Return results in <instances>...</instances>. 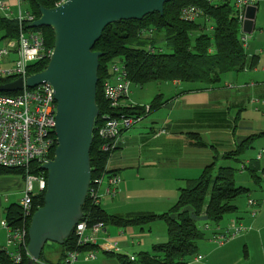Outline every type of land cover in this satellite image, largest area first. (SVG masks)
Here are the masks:
<instances>
[{
  "label": "crops",
  "instance_id": "0c3cea01",
  "mask_svg": "<svg viewBox=\"0 0 264 264\" xmlns=\"http://www.w3.org/2000/svg\"><path fill=\"white\" fill-rule=\"evenodd\" d=\"M8 1L13 16L17 17L23 3ZM257 27L256 15L254 33L244 45L247 64L242 70L225 74L221 83L210 87L204 83L169 82L171 86L167 84L165 91L159 89L153 97L162 95V105L149 111L137 126L124 130L109 158V170L119 174L122 181L114 194L106 193L105 188L102 194L100 189L101 206L109 214L122 217L143 212L160 215L174 206L180 189L188 181L199 178L206 166L215 160L226 162L222 155L236 151L245 139H252L245 142L247 147L238 160H232L240 162L242 167H235L248 176L247 182L237 186L249 189L248 202L253 199L256 204L249 203L251 209L246 218L231 216L219 224L202 222L200 227L206 236L186 264H264V155L259 157L260 153L264 154V24ZM157 86L162 88L163 83ZM145 99L147 96L142 103L153 100ZM126 101L133 102L130 97ZM198 140L206 145H197ZM256 142L260 144L256 158L243 159L241 156L247 149L255 148ZM254 175L263 176L260 186ZM24 187L22 175L0 173V246L8 234L2 225L6 209L21 204ZM253 189L262 196L252 197ZM233 221L243 230L223 243L215 241V229L231 231ZM160 222L163 221L155 220L143 226L106 225L98 232L95 245L84 250L77 264L80 260L82 264H121L116 254L136 260L141 252L166 242L167 227ZM91 250L96 256L89 259L86 254ZM52 252L55 256L49 258L59 260L60 254Z\"/></svg>",
  "mask_w": 264,
  "mask_h": 264
},
{
  "label": "trees",
  "instance_id": "16d2710c",
  "mask_svg": "<svg viewBox=\"0 0 264 264\" xmlns=\"http://www.w3.org/2000/svg\"><path fill=\"white\" fill-rule=\"evenodd\" d=\"M28 10L38 19L40 7L53 8L61 0H21ZM194 5L201 9L202 15L186 21L181 17L182 8ZM208 23L211 27L208 28ZM28 22L20 23L12 16L0 15V40L18 38L21 29H32ZM46 37V45L54 46V32L50 27H40ZM153 30L152 33L150 31ZM241 25L237 10L231 2H207L205 0H171L164 6L163 14L154 12L141 20L130 19L108 25L96 42L94 50L103 53L100 57L99 82L97 88V104L99 116L95 123L94 139L91 146L92 179L113 173L108 167L110 153L102 149L103 139L97 133L98 127L104 123L103 116L145 115L162 105V95H157L150 102L147 111L145 105L122 107L118 112L110 110L104 97L103 82L110 77V66L121 61L126 68L128 79L132 83L144 85L151 82L180 81L186 84L204 83L207 87L221 83L225 74L240 71L247 64V54L241 41ZM49 60L32 64L30 73H37L46 68ZM0 94H14L0 92ZM236 151L222 155L225 159L238 160L247 147V140ZM252 140V139H251ZM197 145L206 143L198 140ZM53 154L54 156V149ZM218 156L215 155V158ZM40 166L31 165L30 172L38 173ZM237 168L233 165H219L213 161L205 167L199 178L188 181L186 187L180 189L177 202L163 214L143 212L122 217L109 214L101 204H95L88 195L83 206L85 220L88 225L102 222L104 225L143 226L155 220H162L167 227L166 242L153 246L151 251H143L136 260L127 255L116 254L121 264H186L196 253L198 243L206 236L200 227L202 222L219 224L230 212L238 209L236 200L249 193V189L237 186L234 178ZM2 174H19L24 176V168H5L0 166ZM263 178V176H262ZM262 178L253 176L260 186ZM45 191L36 196L33 213L44 204ZM5 220L13 228L29 230L31 216H24L21 204H12L6 209ZM28 245V243H27ZM93 245H78L75 232L65 240L58 251L59 260L53 261L47 252H43L37 264H62L67 253L74 249L87 250ZM22 260L17 262L9 251L0 246V264H28L30 256L26 248L19 250ZM51 252V251H50ZM54 253V252H52ZM51 253V254H52ZM114 255V254H112Z\"/></svg>",
  "mask_w": 264,
  "mask_h": 264
},
{
  "label": "water",
  "instance_id": "95a60500",
  "mask_svg": "<svg viewBox=\"0 0 264 264\" xmlns=\"http://www.w3.org/2000/svg\"><path fill=\"white\" fill-rule=\"evenodd\" d=\"M171 0H65L53 8L41 6L31 28L50 27L53 52L45 69L26 79L28 87L50 83L57 101L53 159L47 171L44 204L31 217L28 230V264H37L42 253L58 251L84 216L83 206L91 181V146L100 110L97 104L100 57L94 50L104 29L122 20H141L158 12ZM257 6L246 9L243 31L252 33ZM18 78L0 83V92L23 88Z\"/></svg>",
  "mask_w": 264,
  "mask_h": 264
},
{
  "label": "built area",
  "instance_id": "2783aa9c",
  "mask_svg": "<svg viewBox=\"0 0 264 264\" xmlns=\"http://www.w3.org/2000/svg\"><path fill=\"white\" fill-rule=\"evenodd\" d=\"M61 0L57 5L63 3ZM207 2H231L234 4L241 31V41L245 45L248 41V33L243 31V23L246 19L245 13L249 6H257L261 0H205ZM22 1L19 0V5ZM0 10L4 16L12 17V10L8 0H0ZM202 15L200 8L189 5L182 8L181 17L186 21H193ZM20 23H32L37 18L31 11L24 12L19 7L16 17ZM153 30L150 31L152 33ZM53 48L46 45V37L43 31L38 28L21 29L18 38L9 39L0 45V83H7L22 78L23 88L14 91V94H0V166L5 168H24L26 174L24 193L21 205L24 216L33 215V203L39 194L46 191L47 171L43 168L38 173L30 172L31 165L42 167L43 164L53 159V148L57 146L55 132L57 101L55 90L50 83H42L35 87H28L26 79L32 75L29 68L32 64L49 60ZM111 75L103 82V93L109 103L110 110L118 112L122 107L139 106L132 102L127 103L131 81L128 79L126 68L121 61L114 62L110 66ZM126 101V102H125ZM149 109V105H145ZM104 123L98 127V135L103 139L102 149L110 154L119 145L124 130L131 128L135 123L142 120V117L132 116H103ZM56 148V147H55ZM55 151V149H54ZM264 154L260 153L261 158ZM107 169H109L107 167ZM122 181L119 174L109 173L102 177L92 179L88 195L95 204H101L100 189L105 185V192L114 194ZM37 187V190L35 189ZM250 205H255L253 199L249 200ZM232 222L231 231L219 232L215 229L213 238L219 243L226 241L230 235L243 230V227ZM2 225L8 230V245L4 246L15 261L22 260L21 248L27 249L28 231L25 228H11L7 221ZM207 227L209 225H206ZM105 228L104 223L99 222L88 225L85 220H80L74 232L78 245H95L98 232ZM84 252L81 249H74L67 253L62 264H77L79 257ZM29 254V253H28ZM93 250L86 254L87 258H95ZM201 256H198L200 259ZM132 260L135 257H131Z\"/></svg>",
  "mask_w": 264,
  "mask_h": 264
},
{
  "label": "rangeland",
  "instance_id": "374dc122",
  "mask_svg": "<svg viewBox=\"0 0 264 264\" xmlns=\"http://www.w3.org/2000/svg\"><path fill=\"white\" fill-rule=\"evenodd\" d=\"M262 1L263 2L260 3L259 11H258V14H257V25L259 27H260L261 23L264 24V0H262ZM22 7H23V10H25V11L28 8L27 5L24 4V3H23ZM3 14L4 13L0 10V15H3ZM210 27H211V24L208 23V28H210ZM259 27H257V28H259ZM258 30L259 29H257L256 32ZM253 33H249L248 34V38L252 37ZM248 41H250V40H248ZM2 44H4V40H0V45H2ZM161 83H163L162 88L157 86V84H161ZM161 83H159V82H151V83H147V84H144V85L131 83L129 97L133 101L132 103L137 104V105H146V104L149 105L150 103H142L143 99L146 96H147V99L150 101V100L153 99V97L156 95V93L159 92V89L165 91V88L167 87L166 86L167 84L171 86V83H169V82H161ZM147 99H145V100H147ZM153 114H155V113H153ZM141 122H142V120L137 122V123H135L133 126H137ZM259 147H260V144L258 142H256L255 143V148L247 149L246 152L241 157L243 159L256 158V155H257V153H258V151L260 149ZM219 164L220 165L221 164L233 165V166L239 167V169L242 167V164L240 162H236V161H234L232 159H227L226 162L225 161H219ZM241 172L242 171H239V170L235 171L234 178L236 180V185H241V184H244L243 182H247V181H245V180L248 179L247 174H244V173H241ZM248 184L250 185L251 183L248 182ZM104 188H105V185H103L101 187V193L102 194H104V192H103ZM35 189L37 190V187H35ZM257 189H260V188L257 187ZM251 196L254 197V198H260L262 196V193H260V192L256 191L255 189H253V191L251 193ZM236 203H237L238 209L236 211H234V212H230L227 215H225V218L222 221H225L227 218H229L231 216H237V217L239 216V217H245L246 218V216L249 214L250 209H251V207L249 206V202H248V196H246V194L240 196L237 199ZM160 223L163 224V222H160ZM7 242H8V237H7V240H6V242L4 243L3 246H7L8 245ZM48 253H50V256H53V257L55 256V253L47 252V254ZM48 256H49V254H48ZM80 264H82L81 260H80Z\"/></svg>",
  "mask_w": 264,
  "mask_h": 264
}]
</instances>
